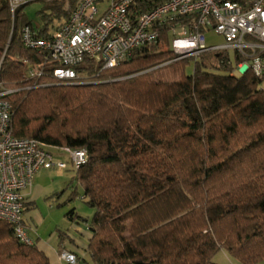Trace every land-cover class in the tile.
Listing matches in <instances>:
<instances>
[{
  "label": "trees",
  "instance_id": "16d2710c",
  "mask_svg": "<svg viewBox=\"0 0 264 264\" xmlns=\"http://www.w3.org/2000/svg\"><path fill=\"white\" fill-rule=\"evenodd\" d=\"M11 1L22 0H0V82L14 91L3 98L13 136L88 153L74 179L94 213L68 214L92 235L82 264H216L221 250L240 264L264 261V77L236 72L248 59L234 54L236 68L226 51L176 60L165 27L113 69L87 59L82 79L64 83L50 62L29 79L24 60H44L22 29L46 37L80 0H44L41 28L24 13L33 1L14 14ZM0 264L51 263L0 221Z\"/></svg>",
  "mask_w": 264,
  "mask_h": 264
},
{
  "label": "built area",
  "instance_id": "2783aa9c",
  "mask_svg": "<svg viewBox=\"0 0 264 264\" xmlns=\"http://www.w3.org/2000/svg\"><path fill=\"white\" fill-rule=\"evenodd\" d=\"M28 1H11V11ZM44 1V0H33ZM49 1V0H45ZM141 0H80L74 9L69 3V18L57 21L46 37H37L30 26L22 29L27 49L44 60L28 65L27 77L44 74L46 63H59L52 72L58 82H76L83 75L78 68L88 59L113 69L129 60L141 47L158 42L161 30L168 28L170 49L176 60L193 59L206 52L232 51L248 59L238 64L236 72L251 69L256 77H264V0L245 4L222 0H163L147 10ZM144 3V2H143ZM184 19L195 20L194 26ZM222 37L221 45H210L207 34ZM14 91L0 82V221L11 225L15 238L33 246L24 224L27 199L25 192L42 170L67 169L61 157L69 156L78 170L88 160L86 149L54 147L33 139L13 136L12 104L3 99ZM67 264H76V256L62 252Z\"/></svg>",
  "mask_w": 264,
  "mask_h": 264
},
{
  "label": "crops",
  "instance_id": "0c3cea01",
  "mask_svg": "<svg viewBox=\"0 0 264 264\" xmlns=\"http://www.w3.org/2000/svg\"><path fill=\"white\" fill-rule=\"evenodd\" d=\"M55 169L40 171L35 177L33 186L25 192L27 205L24 224L27 234L34 245L48 257L51 264H67L61 258V253L65 251L76 256V264H82V261L89 263L88 245L92 237L91 232L88 224L83 227L79 222L69 219L70 211L78 213L76 208H72V205L65 200L67 194L53 189L54 180L61 176ZM73 170L75 173V169ZM47 199L51 201L47 202ZM77 210L87 218H91L94 213L85 206H77ZM69 222L72 228H69Z\"/></svg>",
  "mask_w": 264,
  "mask_h": 264
},
{
  "label": "rangeland",
  "instance_id": "374dc122",
  "mask_svg": "<svg viewBox=\"0 0 264 264\" xmlns=\"http://www.w3.org/2000/svg\"><path fill=\"white\" fill-rule=\"evenodd\" d=\"M43 6H44L43 1H33L30 5L26 6L24 9V13L27 16L28 20L32 22L35 27H38V28H41L44 24L41 17L38 15V13L43 10ZM66 10L69 12L68 9ZM54 24H56V22ZM51 31H52V28H51ZM207 38H208V43L210 45H221L224 43V40L222 37L216 36L212 33H208ZM226 52H228V54L231 55L230 63L234 68H236V61L234 58V53L230 50ZM214 62L215 60L211 59L210 63H214ZM193 70H194L193 65L189 66L186 70L187 74H192ZM61 159L67 163L68 169H58V168L55 169V171H57L58 174H60L61 176H59L58 179L54 180L53 189L58 190L57 192L59 193L63 191L64 194H67V196L65 195L66 196L65 200H67V203L71 204L72 208L73 207L76 208V211L79 214V216L81 215L82 217L87 218V216L82 215L77 210V206H83V207L84 206L88 207V206L85 204L84 201H82L83 189L81 188V185H78V182L74 179L75 173L73 170L74 169L73 165L70 162L69 156L62 155ZM69 199H72V200L68 201ZM50 201L51 199H47V202H50ZM69 225H70L69 228H72L71 223ZM80 225L84 227L86 224L84 222H80ZM214 262L216 264H240L236 261L235 258H233L228 252L224 250H221L216 254V256L214 257ZM257 264H264V261H261Z\"/></svg>",
  "mask_w": 264,
  "mask_h": 264
}]
</instances>
